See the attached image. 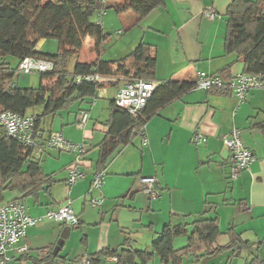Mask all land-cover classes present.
Returning a JSON list of instances; mask_svg holds the SVG:
<instances>
[{"label":"crops","instance_id":"0c3cea01","mask_svg":"<svg viewBox=\"0 0 264 264\" xmlns=\"http://www.w3.org/2000/svg\"><path fill=\"white\" fill-rule=\"evenodd\" d=\"M103 1L111 5L123 2ZM230 2L164 0L161 7L138 21L131 11L117 13L113 8L107 9L102 12L100 22L107 36L99 45V58L120 59L142 42L150 46V52L155 56L154 81L157 83L173 79L194 84L200 72L216 74L226 83L234 75L243 73L244 67L236 53L225 52L224 12ZM210 8L214 9L217 17L209 19L205 16V10ZM124 31V44L111 52L108 46L111 32L121 35ZM46 42L41 39L36 49L44 50ZM96 58L94 51V57L87 61ZM119 87L102 88L96 98L81 101L73 115L69 114L65 119L60 115L62 125H74L73 129L60 128L63 137L71 143L84 144L79 160L84 177L67 185L68 170L75 164L78 154L67 151V158L63 159V153H60L58 169L63 173L57 174L56 168L51 172L43 169L53 176L52 187L46 193L41 192L37 201L28 197L34 204L30 212L26 211L30 217H44L49 209H57L70 202L79 224L68 227L44 217L25 230L21 242L28 245L29 252L21 255L14 247L9 249L7 264L10 260L15 264H35L36 260L79 259L105 248L118 252L125 239L134 249H149L164 225L190 222L206 209V216L218 218L220 234L213 247L228 242L226 230L231 226L244 240L258 242L264 237V128L253 126L264 121V89L250 90L241 104L227 87L207 91L191 89L160 108L146 121L145 143L140 133L132 142L115 148L105 164L100 165L99 145L108 130L109 102ZM100 100L106 105L103 109L107 115L103 120H99L100 116L93 119L90 110ZM82 111L88 112V118L78 126ZM27 114H32V111H27ZM91 119L94 123L89 125ZM233 128L241 130L244 145L256 158L248 169L230 182L229 151L222 142V135ZM96 131L97 137L91 144L90 139L96 136ZM195 132L205 140L193 143L191 138ZM138 138L139 147L136 144ZM116 152L119 154L117 160L110 162ZM98 170L105 172L102 186L89 193L93 175ZM144 176L155 177V187L160 191L159 197L148 198L147 203L135 195V186ZM19 196L18 192H3L0 205ZM99 196H103L102 204L92 206L90 197ZM66 227L65 237L54 252ZM139 228H143V239ZM82 237H85L84 241ZM140 240L143 242L140 243ZM250 255L242 251L239 256L231 258V262L242 256L246 262ZM260 258L264 259V254ZM156 260L148 264H157ZM244 261H237L236 264H245ZM96 264H116V257L106 256Z\"/></svg>","mask_w":264,"mask_h":264},{"label":"trees","instance_id":"16d2710c","mask_svg":"<svg viewBox=\"0 0 264 264\" xmlns=\"http://www.w3.org/2000/svg\"><path fill=\"white\" fill-rule=\"evenodd\" d=\"M163 3L164 0H123L118 5L107 4L103 0H0V111L10 110L20 115L32 111L34 127L43 135L45 117L55 115L72 103L96 98L102 88L119 87L132 79L154 81L155 56L145 43H139L129 54L117 60L99 58L98 48L107 34L93 17L98 11L113 8L117 13L133 12L138 21ZM224 18L225 52L237 54L244 65L243 73L264 74L263 0H231ZM86 37L94 41L93 50L97 58L92 61L76 59ZM41 39L54 40L56 50L36 49ZM8 56L16 59V66L11 65ZM25 57L53 62L51 70L38 72L40 84L37 87H20L12 83L18 63ZM70 58L76 60L68 70ZM94 75H98L95 80L76 81L77 76ZM49 78H55L53 85L46 82ZM192 87L191 83L173 79L159 81L136 117L116 107L111 99L106 120L108 130L99 145L100 165L105 164L115 148L132 142L146 121L160 108ZM253 126L263 129L264 121ZM41 155L37 156L33 147L24 145L0 129V197L3 192H18L20 196L17 198L22 201L28 197L37 201L41 192L50 190L55 180L43 171ZM207 212L208 209L190 222L164 225L149 249H134L125 239L118 252L105 248L90 255V264H96L106 256L116 257V264H148L156 259L157 264H181L185 257L201 262L224 251L229 252L228 260L247 251L251 258L245 264H264V259L258 255L264 237L258 242L244 240L233 226L226 230L228 242L213 247L220 229L218 218L206 216ZM185 234H188L186 244L173 247V240ZM81 240L84 241L85 237Z\"/></svg>","mask_w":264,"mask_h":264},{"label":"built area","instance_id":"2783aa9c","mask_svg":"<svg viewBox=\"0 0 264 264\" xmlns=\"http://www.w3.org/2000/svg\"><path fill=\"white\" fill-rule=\"evenodd\" d=\"M102 10L96 13V22H101ZM205 16L209 19L217 17L214 9L205 10ZM53 62L51 60L37 59L33 57L23 58L17 65V72L29 73L31 71L42 72L51 70ZM98 75L94 76H77L76 81L95 80ZM157 86L155 81L142 79H132L121 85L113 95V101L116 107L126 110L132 117L144 107L147 98ZM227 87L231 94L237 99L239 104L245 102L248 92L253 89H264L263 73H238L228 82H224L216 74H207L200 72L193 84L192 89L210 90L212 88ZM88 112L82 111L79 116L77 125L81 126L86 122ZM0 129L12 138L17 139L24 145L34 148L35 153L41 155L48 149L63 150L75 152L78 154L75 164L68 170L66 178L67 185H72L84 177V172L79 168V160L84 151V144H74L67 141L62 133L51 131L48 136L44 137L36 131L34 127V118L31 115H20L10 110L0 111ZM142 142L145 143L144 128L141 131ZM205 139L195 132L191 141L198 143ZM222 142L228 149V180L233 182L238 178L242 171L249 168L255 160V155L248 149L241 138V130L233 128L230 132L222 135ZM104 170H98L94 173L89 193L94 189H100L103 182ZM141 189L149 198L159 197L160 191L155 187L156 178L153 176L140 177ZM103 196L90 197L89 202L92 206L98 207L102 204ZM48 219L59 222L68 227L77 226L79 221L70 207V202L65 203L57 209H49L45 216ZM44 217H30L26 213L24 202L19 198H13L5 201L0 205V264H7L9 257L7 251L15 248L16 252L25 255L29 252V247L25 242H21L25 236V230L28 226L34 225ZM21 242V243H20ZM35 264H90L89 257L79 259L56 258L51 261H40ZM174 264V263H166Z\"/></svg>","mask_w":264,"mask_h":264},{"label":"rangeland","instance_id":"374dc122","mask_svg":"<svg viewBox=\"0 0 264 264\" xmlns=\"http://www.w3.org/2000/svg\"><path fill=\"white\" fill-rule=\"evenodd\" d=\"M126 31H124L121 35H115L113 32H111V41L109 43L108 46H110V50L111 52L117 47H121L120 45H122V43L124 44V41L126 38H124L123 36L125 35ZM94 41L92 38L90 37H86L84 42H83V47L82 50L79 54V56L76 59H79L80 61H87V60H91L94 57V51L92 50ZM44 50L46 51H50V52H54L56 50V42L54 40H47L46 45L44 47ZM105 58H107V55L104 56ZM74 58H70L68 59V63H67V69L71 70L75 60ZM7 60L11 63L12 66H16L17 61L15 58L8 56ZM55 81V78H49L46 80V82L48 83V85H53ZM13 84L20 86V87H37L40 84V76L39 73L37 71H31L29 73H23V72H17L15 77L12 80ZM98 101V100H97ZM81 102H75L72 103L69 107L61 110L60 112H58L55 116H47L44 118L43 121V127H44V137L48 136V134L51 131H58L60 132V128L62 127L64 129H73L74 125L73 124H67V123H61L60 121V115H62L65 118H67V115L69 114H74V112H76L78 105ZM104 102H102V100H100L97 104V106H94L90 111H91V118L96 119L98 116H100L99 120H103L106 117V110H104L106 108V105L104 103V105H102ZM85 104V103H83ZM105 107V108H104ZM104 108V109H103ZM102 110V111H101ZM104 110V111H103ZM37 111V110H36ZM102 112H104V114L102 115ZM91 119L89 121V125H91L92 123H94V120ZM101 125V124H100ZM50 131V132H49ZM61 133V132H60ZM96 136L93 137V139H90L91 144L94 142L95 138L97 137V131L94 132ZM77 135V134H76ZM138 143V144H137ZM137 146L139 147V138L136 141ZM137 152H139V149L136 150ZM63 153V159L67 158V151H63V150H55V149H48L46 151H44L42 153V155L40 156L41 158V165L42 168L46 171V172H51L52 170H54L55 168L57 169L56 172L57 174H61L63 173V170L58 169V154ZM72 153V152H71ZM37 156H39V154L36 152L35 153ZM117 152L114 154V156L112 157V159L110 160V162H114L117 160L118 158ZM140 159V158H139ZM86 162L89 164L90 161L87 158ZM138 180V179H137ZM138 184V185H137ZM135 189H136V193L135 195H137L138 197H140L142 200H144L145 203L148 202V196L143 193L142 189H141V183L137 182ZM139 190V191H138ZM138 199V198H137ZM150 199V198H149ZM24 205L26 208L27 212H30L31 209L33 208L34 204L31 198H28L24 201ZM120 207V206H119ZM119 207H117L119 209ZM121 217V215H120ZM246 224V222L244 223ZM143 228H139V234L141 236V239L144 238V234L142 232ZM62 230V228H61ZM190 227L187 228V232H189ZM188 234L185 235H181L178 236L174 239L173 244L175 247H180L186 244V240H187ZM143 242L142 240H140V243ZM143 244V243H142ZM259 256L263 257L264 254V245H260L259 247ZM228 253H221L215 257L212 258V260H204L201 262H197L193 259V257H185L182 260V264H236L237 261H244L243 260V256L241 258H235L233 262L232 259H230L228 261ZM251 258V255L248 259ZM245 262V261H244ZM9 264H15L12 260H10ZM151 264V263H150Z\"/></svg>","mask_w":264,"mask_h":264},{"label":"water","instance_id":"95a60500","mask_svg":"<svg viewBox=\"0 0 264 264\" xmlns=\"http://www.w3.org/2000/svg\"><path fill=\"white\" fill-rule=\"evenodd\" d=\"M67 228H68V227H66V228L62 231V233H61V235H60V237H59V239H58V241H57V244H56V246H55V248H54V252H56L57 249H58V247H59V245H61V243H62V241H63V239H64V237H65V231L67 230Z\"/></svg>","mask_w":264,"mask_h":264}]
</instances>
